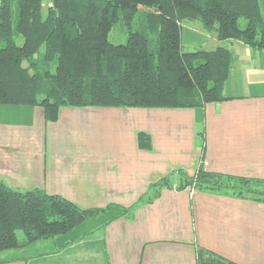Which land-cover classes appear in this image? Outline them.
Here are the masks:
<instances>
[{
  "label": "crops",
  "instance_id": "0c3cea01",
  "mask_svg": "<svg viewBox=\"0 0 264 264\" xmlns=\"http://www.w3.org/2000/svg\"><path fill=\"white\" fill-rule=\"evenodd\" d=\"M181 24V44L226 47L221 101L200 107L0 104V179L37 187L82 208L106 207L69 232L0 250V264H198V247L237 263L264 264V202L163 188L132 216L155 182L182 169L264 179V49ZM139 132L150 137L142 147ZM116 205V206H115Z\"/></svg>",
  "mask_w": 264,
  "mask_h": 264
},
{
  "label": "trees",
  "instance_id": "16d2710c",
  "mask_svg": "<svg viewBox=\"0 0 264 264\" xmlns=\"http://www.w3.org/2000/svg\"><path fill=\"white\" fill-rule=\"evenodd\" d=\"M198 20L218 39L264 49L261 0H0V104L40 105L55 120L63 105L200 107L225 99L231 53L182 48L181 24ZM125 26L126 40L109 39ZM28 66L22 68L23 62ZM139 144L150 146L139 132ZM220 192L264 202V179L174 170L114 215L132 216L163 188ZM106 207L82 208L0 179V250L62 235ZM116 206V205H115ZM18 231L23 238L18 237ZM198 264H237L198 247Z\"/></svg>",
  "mask_w": 264,
  "mask_h": 264
},
{
  "label": "rangeland",
  "instance_id": "374dc122",
  "mask_svg": "<svg viewBox=\"0 0 264 264\" xmlns=\"http://www.w3.org/2000/svg\"><path fill=\"white\" fill-rule=\"evenodd\" d=\"M262 2V12L264 14V0H261ZM200 22V21H196ZM201 23V22H200ZM109 39L115 43L124 42L126 40V34H125V26L121 24L115 25L109 34ZM183 49H186V46H182ZM18 237L20 239L23 238V233L21 231H18Z\"/></svg>",
  "mask_w": 264,
  "mask_h": 264
},
{
  "label": "water",
  "instance_id": "95a60500",
  "mask_svg": "<svg viewBox=\"0 0 264 264\" xmlns=\"http://www.w3.org/2000/svg\"><path fill=\"white\" fill-rule=\"evenodd\" d=\"M28 66V63L26 61L23 62L22 68H26Z\"/></svg>",
  "mask_w": 264,
  "mask_h": 264
}]
</instances>
